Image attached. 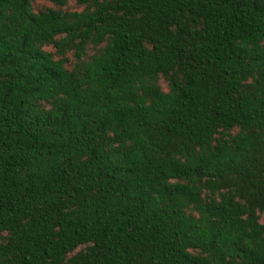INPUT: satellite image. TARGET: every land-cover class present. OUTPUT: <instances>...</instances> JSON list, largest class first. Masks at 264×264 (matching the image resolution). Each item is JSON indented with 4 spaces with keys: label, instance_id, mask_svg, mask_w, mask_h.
<instances>
[{
    "label": "trees",
    "instance_id": "trees-1",
    "mask_svg": "<svg viewBox=\"0 0 264 264\" xmlns=\"http://www.w3.org/2000/svg\"><path fill=\"white\" fill-rule=\"evenodd\" d=\"M263 218L264 0H0V264H264Z\"/></svg>",
    "mask_w": 264,
    "mask_h": 264
},
{
    "label": "rangeland",
    "instance_id": "rangeland-1",
    "mask_svg": "<svg viewBox=\"0 0 264 264\" xmlns=\"http://www.w3.org/2000/svg\"><path fill=\"white\" fill-rule=\"evenodd\" d=\"M42 4H44L43 2H41ZM263 221H264V218H263Z\"/></svg>",
    "mask_w": 264,
    "mask_h": 264
}]
</instances>
